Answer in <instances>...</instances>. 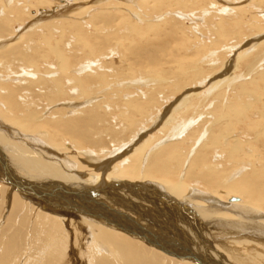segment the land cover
I'll list each match as a JSON object with an SVG mask.
<instances>
[{
  "label": "bare ground",
  "instance_id": "6f19581e",
  "mask_svg": "<svg viewBox=\"0 0 264 264\" xmlns=\"http://www.w3.org/2000/svg\"><path fill=\"white\" fill-rule=\"evenodd\" d=\"M58 1L0 0V264H264V0Z\"/></svg>",
  "mask_w": 264,
  "mask_h": 264
},
{
  "label": "rangeland",
  "instance_id": "374dc122",
  "mask_svg": "<svg viewBox=\"0 0 264 264\" xmlns=\"http://www.w3.org/2000/svg\"><path fill=\"white\" fill-rule=\"evenodd\" d=\"M81 1H83V0H75V2H81ZM59 2H60V3H59ZM83 2L87 4V3H88V0H86V1L84 0ZM64 3H65V2H63V0H60V1L56 2V5L53 7L52 11H51V12L49 11L50 14H52V13L54 14V11L57 10V8L59 7V5L62 6V4H63L64 7L67 6V5H66L67 3H65V4H64ZM55 7H56V8H55ZM53 10H54V11H53ZM41 11H42V10H41ZM49 12H48V13H49ZM34 13H36V12H33L32 15H35ZM50 14H47V15L49 16ZM32 22H33V21H32ZM30 23H31V22H30ZM163 40H165V39H162L161 41H163ZM69 48H70V47L67 48V51L69 50ZM151 50H152V49H151ZM113 57H114V58L116 57L115 59H117V58H119V54H114ZM130 58L132 59V60H131V63H134V66H136V67H138V66L142 63L141 61L136 60V58H135L134 55H132V57L130 56ZM145 58H146V57H145ZM139 62H141V63H139ZM190 183H191V184H194V185L196 184L195 186H198V185H199L198 183H196V182H194V181H193V182H190ZM192 186H193V185H192ZM200 189H201V190H200ZM203 189H204V190H203ZM199 191H201V192H208V190H207L204 186L200 187V188H199ZM87 194H89V195H93L94 193H87ZM87 194H86V195H87ZM84 195H85V194H84ZM102 195H103V196H102ZM105 195H107V194H106L104 191L96 192L95 196L91 197L90 199H92V198L95 199L96 197L99 198V199H101V198H105V197H106ZM5 196H6V197H5ZM5 196L0 194V198H1V199L3 198V201H4V202L6 201L5 203H7V204H5V203L3 202V204L1 205V212H0V215H1V216H0V221H1V222H0V224L2 223V221H4V222L6 221V217L8 216V213H9V210H10L9 207H11V203H10L9 198H11L12 194H11L10 192H8V193H6ZM84 197H86V196H84ZM233 197H235V196H233ZM233 197H232V198H233ZM6 198H7V199H6ZM232 198H231L230 200H227V199H224V198L222 197V199H224L223 201H225L226 204L229 203V205H232V203H233V204L235 203V202H234V199H232ZM1 199H0V200H1ZM7 201H8V202H7ZM5 205H6V206H5ZM7 206H8V207H7ZM3 207H5L4 209H5L6 211L2 209ZM8 208H9V209H8ZM5 212H6V213H5ZM1 213H2V214H1ZM5 214H6V215H5ZM2 215H4V216L2 217ZM5 216H6V217H5ZM4 217H5V218H4ZM1 219H5V220H1ZM4 222L0 225V228H1L2 225H3V228H4ZM3 228H1L0 231H1Z\"/></svg>",
  "mask_w": 264,
  "mask_h": 264
}]
</instances>
